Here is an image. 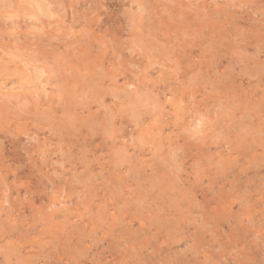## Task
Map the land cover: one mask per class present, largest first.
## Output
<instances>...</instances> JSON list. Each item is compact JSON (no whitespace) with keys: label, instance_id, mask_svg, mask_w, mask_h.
<instances>
[{"label":"rangeland","instance_id":"1","mask_svg":"<svg viewBox=\"0 0 264 264\" xmlns=\"http://www.w3.org/2000/svg\"><path fill=\"white\" fill-rule=\"evenodd\" d=\"M0 264H264V0H0Z\"/></svg>","mask_w":264,"mask_h":264},{"label":"bare ground","instance_id":"2","mask_svg":"<svg viewBox=\"0 0 264 264\" xmlns=\"http://www.w3.org/2000/svg\"><path fill=\"white\" fill-rule=\"evenodd\" d=\"M73 78H75V77H73ZM66 80H67V79H66ZM66 80H65V82H66ZM74 80H76V79H73L72 82H73ZM70 83H71V82H70ZM73 83H74V82H73ZM73 83H72V84H73ZM64 84H65V83H64ZM68 84H69V83H68ZM74 84H75V83H74ZM62 85H63V84H62ZM65 85H66V84H65ZM67 86H68V85H67ZM59 87H60V86H59ZM59 87H58V88H59ZM64 87H65V86H64ZM69 88H71V87H69ZM72 88H73V87H72ZM73 106H74V105H73Z\"/></svg>","mask_w":264,"mask_h":264}]
</instances>
